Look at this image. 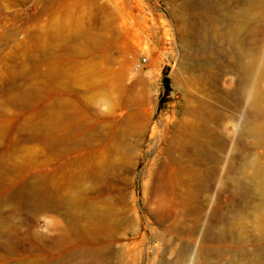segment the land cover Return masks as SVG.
<instances>
[{
	"label": "rangeland",
	"instance_id": "rangeland-1",
	"mask_svg": "<svg viewBox=\"0 0 264 264\" xmlns=\"http://www.w3.org/2000/svg\"><path fill=\"white\" fill-rule=\"evenodd\" d=\"M225 6L0 0V264H234L252 249L227 238L239 232L226 175L233 160L231 175L249 184L239 124L245 90L264 93V77L238 92L226 71L214 28ZM249 21L263 42L264 9ZM206 114L207 159L194 165L183 145L187 123ZM198 166L210 179V204L189 220L179 203L202 198L190 185ZM51 191L74 197L76 210L39 207ZM84 212L109 223L95 252L71 234ZM257 246L264 252V241Z\"/></svg>",
	"mask_w": 264,
	"mask_h": 264
},
{
	"label": "bare ground",
	"instance_id": "bare-ground-1",
	"mask_svg": "<svg viewBox=\"0 0 264 264\" xmlns=\"http://www.w3.org/2000/svg\"><path fill=\"white\" fill-rule=\"evenodd\" d=\"M263 9L264 0H226L225 13L215 19V32L224 40V46L221 47L220 52L226 59L225 68L239 80L238 92L245 88L249 78L256 84L264 77V41L261 42L258 39L255 24L249 21L252 14ZM182 44L185 46L184 43ZM178 70L194 71L195 69H189V66L180 63ZM189 74L192 75V73ZM244 100L243 105L247 116L239 124L242 142L239 143L240 148L237 153L242 159L239 169L242 173L248 172L250 178H248L249 184L244 185L236 179L235 175L232 176L236 165L233 160H230L231 165L226 175L227 186L232 202L237 205L236 210H231L230 225L240 234H228L227 238L236 245L247 246L250 243L253 246L252 249H247L239 255L234 264H257L264 258L263 250L261 251V247L257 246L264 241V93L255 87H250L245 90ZM242 101L241 98L236 101V109L241 107ZM203 105L208 110L212 109L207 103ZM205 117L207 119H197L195 122L187 123L183 145L190 147V163L194 165H199L207 159L209 136L206 135L204 123L211 122L212 114H206ZM220 151H222L221 146L217 149L218 153ZM216 158L219 159L217 154ZM104 170L105 168L101 169L102 172ZM208 181L210 179L204 174L202 167L198 166L190 179V185L195 187V191H201L202 198L199 192L186 202V198L181 197L179 205L187 207L182 215L185 219L192 220L198 215H206L210 204ZM26 190L34 196V188H26ZM53 192L55 191L39 198V207L59 213H61L62 205L72 211L76 210L74 197H65L66 200ZM106 223L109 225L104 215L84 212L79 221V227H72L71 234L77 236L87 248L95 252V243L107 232ZM174 230L178 238L185 233L180 228ZM40 261L33 260L28 264H41Z\"/></svg>",
	"mask_w": 264,
	"mask_h": 264
},
{
	"label": "trees",
	"instance_id": "trees-1",
	"mask_svg": "<svg viewBox=\"0 0 264 264\" xmlns=\"http://www.w3.org/2000/svg\"><path fill=\"white\" fill-rule=\"evenodd\" d=\"M164 88L167 92L170 91L169 79L167 77L164 79Z\"/></svg>",
	"mask_w": 264,
	"mask_h": 264
},
{
	"label": "built area",
	"instance_id": "built-area-1",
	"mask_svg": "<svg viewBox=\"0 0 264 264\" xmlns=\"http://www.w3.org/2000/svg\"><path fill=\"white\" fill-rule=\"evenodd\" d=\"M142 62H143V63L147 62V59H146V58H143ZM141 66H142V63H139V64H138V67L141 68Z\"/></svg>",
	"mask_w": 264,
	"mask_h": 264
}]
</instances>
